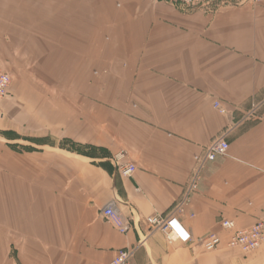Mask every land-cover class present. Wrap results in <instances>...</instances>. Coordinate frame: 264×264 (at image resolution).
Wrapping results in <instances>:
<instances>
[{"label":"crops","instance_id":"0c3cea01","mask_svg":"<svg viewBox=\"0 0 264 264\" xmlns=\"http://www.w3.org/2000/svg\"><path fill=\"white\" fill-rule=\"evenodd\" d=\"M0 71V264H109L123 248L134 264H264V245L226 246L264 220V1L0 0ZM220 138L227 155L200 169ZM157 214L192 240L152 229Z\"/></svg>","mask_w":264,"mask_h":264},{"label":"built area","instance_id":"2783aa9c","mask_svg":"<svg viewBox=\"0 0 264 264\" xmlns=\"http://www.w3.org/2000/svg\"><path fill=\"white\" fill-rule=\"evenodd\" d=\"M171 3L181 4L187 7H198L207 5L218 1H234V0H162ZM264 1V0H258ZM12 82L10 74L0 71V100L8 95L9 87ZM214 106L219 109L221 113L226 114V110L215 102ZM230 149V144L227 140L220 138L211 143L210 146L200 155H196L195 159L200 163V169L210 161H214L220 156L227 155ZM124 175H132L137 167L136 165L123 163L119 165ZM200 173L195 176L191 183V189H197L200 181ZM105 218L111 221L120 233H127L131 230V221L125 217L114 203H109L102 210ZM148 224L154 230L162 231L169 241H179L181 243H188L192 240L187 229L175 218L163 215H152L147 218ZM222 226L234 230L236 223L234 220L226 219ZM204 246L207 251H215L221 248L223 240L216 234H209L204 239ZM264 245V220L257 222L249 228L238 229L235 234L226 242V246L232 249H239L245 253L252 252ZM133 250L129 248L120 249L109 264H134Z\"/></svg>","mask_w":264,"mask_h":264}]
</instances>
